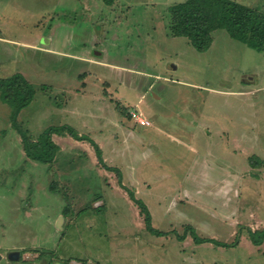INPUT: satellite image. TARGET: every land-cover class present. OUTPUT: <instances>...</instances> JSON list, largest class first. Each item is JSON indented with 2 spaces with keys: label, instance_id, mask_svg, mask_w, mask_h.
Wrapping results in <instances>:
<instances>
[{
  "label": "rangeland",
  "instance_id": "obj_1",
  "mask_svg": "<svg viewBox=\"0 0 264 264\" xmlns=\"http://www.w3.org/2000/svg\"><path fill=\"white\" fill-rule=\"evenodd\" d=\"M186 1L0 0V79L35 90L17 122L101 156L61 134L28 160L0 95V264H264V51L171 36Z\"/></svg>",
  "mask_w": 264,
  "mask_h": 264
},
{
  "label": "trees",
  "instance_id": "obj_2",
  "mask_svg": "<svg viewBox=\"0 0 264 264\" xmlns=\"http://www.w3.org/2000/svg\"><path fill=\"white\" fill-rule=\"evenodd\" d=\"M114 1L100 0L105 6H112ZM169 14L171 36L187 39L198 52L206 51L210 47L213 34L217 31H226L232 39L242 42L254 51H264V13L259 9L249 8L232 0H187L170 7ZM34 93L35 90L20 75L0 79V95L11 108L10 123L20 137L25 157L41 165L51 166L59 151L52 136L68 134L76 141H89L100 162L98 146L88 138L78 136L71 127H50L34 140L28 136L27 131L17 122V116L31 103ZM130 197L134 200L132 193ZM140 209L148 224L149 214L146 208L140 204Z\"/></svg>",
  "mask_w": 264,
  "mask_h": 264
},
{
  "label": "crops",
  "instance_id": "obj_3",
  "mask_svg": "<svg viewBox=\"0 0 264 264\" xmlns=\"http://www.w3.org/2000/svg\"><path fill=\"white\" fill-rule=\"evenodd\" d=\"M47 43V45L48 44H50V42L48 43V41H46ZM94 53V52H93ZM95 54V53H94ZM133 115H135L136 117H134ZM130 117H131V119L134 121V123L136 124V125H138V126H140V127H145V126H143L142 124H138L139 123V119H141V120H145V121H147L148 119H146L145 117H144V115L141 113V112H138V113H134V112H130ZM151 126V125H150ZM147 127V126H146Z\"/></svg>",
  "mask_w": 264,
  "mask_h": 264
},
{
  "label": "water",
  "instance_id": "obj_4",
  "mask_svg": "<svg viewBox=\"0 0 264 264\" xmlns=\"http://www.w3.org/2000/svg\"><path fill=\"white\" fill-rule=\"evenodd\" d=\"M61 222H62V218H59V220L57 222L58 228L60 227ZM7 258L10 261H17L20 258V253L19 252L9 253ZM0 259H1V256H0Z\"/></svg>",
  "mask_w": 264,
  "mask_h": 264
},
{
  "label": "built area",
  "instance_id": "obj_5",
  "mask_svg": "<svg viewBox=\"0 0 264 264\" xmlns=\"http://www.w3.org/2000/svg\"><path fill=\"white\" fill-rule=\"evenodd\" d=\"M133 116L136 117L135 115H133ZM139 123L142 124V125H146V124H148V122L143 121V120H141V119H139Z\"/></svg>",
  "mask_w": 264,
  "mask_h": 264
}]
</instances>
